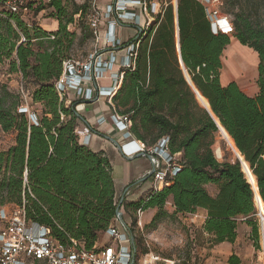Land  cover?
Masks as SVG:
<instances>
[{
    "label": "trees",
    "instance_id": "obj_1",
    "mask_svg": "<svg viewBox=\"0 0 264 264\" xmlns=\"http://www.w3.org/2000/svg\"><path fill=\"white\" fill-rule=\"evenodd\" d=\"M3 4L5 0H0ZM25 8L35 15L53 9L51 19L57 28L29 27L20 12L0 11V66L6 64L9 75H19L33 86L31 93L22 87L16 94L0 85V129L14 134V143L0 151V209L24 207L27 222L47 228L57 242L70 245L73 240L91 251L99 235L113 226L120 199L115 198L108 158L90 150L78 134L81 121L74 110L81 100L67 103V95L60 96L55 86L64 64L76 62L70 59L76 34L68 27L79 22L87 33L82 40L95 39L89 27L93 0L75 5L70 12L62 0L45 4L28 0ZM233 25L231 35L213 34L203 4L177 0L176 15L168 4L142 35L128 40L127 44L138 40L135 68L123 71L111 110L128 119L131 137L147 150L159 148L166 139V150L179 170L158 192L149 190L146 198L134 202L123 199L121 207L135 213L156 209L150 227L167 216L163 208L168 201L174 214L205 210L202 229L215 245L233 244L237 220L242 218L259 250L254 198L264 216V33L245 16H237ZM232 39L257 54L254 97L244 94L235 82L224 87L220 83L223 51ZM179 55L202 96L197 94L198 102L209 105L211 113L198 104ZM22 94L41 108L40 117L33 114L34 122L27 110L20 109ZM216 120L245 174L237 158L229 161V154L223 161L216 158ZM211 187L216 189L214 196ZM134 243L136 260L135 237ZM228 263L238 264V259L231 255Z\"/></svg>",
    "mask_w": 264,
    "mask_h": 264
},
{
    "label": "built area",
    "instance_id": "obj_2",
    "mask_svg": "<svg viewBox=\"0 0 264 264\" xmlns=\"http://www.w3.org/2000/svg\"><path fill=\"white\" fill-rule=\"evenodd\" d=\"M27 1L5 0V3L12 13H18L27 11L25 8ZM197 1L203 4L206 9L213 34L229 35L232 33V24L226 17H218L214 10L218 0ZM169 4L175 8L177 0H171ZM167 5L166 3L161 5L154 3L153 0H111L104 10H100L96 6V0H93L89 27L96 42L100 38L102 23L112 27L114 24L134 23L140 27L137 36H135L138 37L143 34L145 28L151 21H154L157 15L162 14ZM136 9L140 12L139 14L136 13ZM141 15L145 21L142 25L140 24ZM217 18H220L221 21L217 22ZM104 42L106 47L122 49L124 52L122 61L117 63V58L113 54L108 59H102L100 54L94 52L83 63H65L64 73L55 86L60 96L71 90L76 92L81 103L90 102L94 100V91L92 89L83 90V83L97 81L107 73L112 85L104 90L99 89L97 98L105 97L109 103L111 102V98L120 87L123 71H132L135 68L138 40L128 44L124 43L113 32H110L109 28L104 36ZM115 66L118 68L113 71ZM29 118L31 121H35L34 115H30ZM110 120L113 127L122 133L125 140H128L121 147L123 155L128 158L141 156L148 159L153 170L149 176L152 178L150 190L152 193L158 192L166 185L168 177H173L179 170L178 165L166 150L167 140L163 139L159 148L147 150L144 144L131 137L130 122L126 117L113 113ZM104 122V117L97 120L98 124ZM78 131L82 142L86 145L90 134L89 129L84 127ZM149 173L150 171L147 172V175ZM254 205L259 225L261 253L264 257V216L261 214L255 198ZM137 212L138 215L142 214L140 210ZM115 221L121 227L111 226L107 230L105 236L108 241L96 246L94 250L86 251L73 240L70 245H63L50 236L47 228L27 222L24 207L2 208L0 209V264H136L135 243L132 244L130 240L131 237L134 238L131 227L127 223L123 225L117 220Z\"/></svg>",
    "mask_w": 264,
    "mask_h": 264
},
{
    "label": "rangeland",
    "instance_id": "obj_3",
    "mask_svg": "<svg viewBox=\"0 0 264 264\" xmlns=\"http://www.w3.org/2000/svg\"><path fill=\"white\" fill-rule=\"evenodd\" d=\"M48 0H43V3H47ZM90 0H62V4L66 7L67 11H72L75 5H83L89 3ZM107 0H101L100 4L106 3ZM171 0H153L154 3L169 4ZM36 7V5L34 6ZM32 9H34L32 7ZM8 11V5L5 3L0 5V11ZM214 10L218 17H226L228 21L234 26V21L237 16L247 17L253 25L262 30L264 33V0H218ZM54 15L53 9H46L35 15L33 11H20V18L29 27L32 24L41 25V22L49 23ZM76 20L78 18H75ZM138 31L136 28H128L122 32V36L126 37L130 35L133 30ZM68 31L76 34V41L72 48L70 59L79 63L86 61V58L93 54L94 51H98L99 44L92 39L82 40L87 33L83 32L82 26L79 22L68 27ZM231 35V33L229 34ZM134 38V37H132ZM131 38V39H132ZM243 47V46H242ZM240 47L235 45L236 48L242 53L243 56H247L251 61L255 63L254 55L246 50V47ZM244 53V54H243ZM238 65V61L233 62ZM232 64V63H231ZM250 72L249 80L246 83L238 81L240 87L253 84L255 68ZM102 77V81H104ZM0 85H6L11 92L18 94L22 87L31 93L33 86L31 83L22 82L19 75H9L8 66H0ZM72 93V91H70ZM75 97L67 96V103L74 100ZM77 101V100H74ZM27 110L28 117L30 115L41 116V108L31 102L29 97L21 95L20 109ZM220 133L216 135V143L213 147L214 154L219 161H223L225 155L227 160L233 161L236 157L233 153L228 140L222 137ZM226 140V141H225ZM14 143L13 133H4L0 129V151L6 150ZM127 162L126 160H124ZM131 166H139L141 170L149 169L150 164L143 158H136L133 161H129ZM140 183L141 185L148 186L152 184V178H146ZM135 183H133V187ZM139 184V185H140ZM138 185V184H137ZM136 185V186H137ZM135 186V187H136ZM131 189V191H132ZM151 189V188H150ZM134 192L137 189L133 190ZM149 189L145 191L141 197L144 199L149 195ZM12 206L6 207L10 209ZM167 213V216L154 227H150L149 224L157 212L156 209L148 210L143 214L142 224L139 223L140 215L138 212H134L132 209L126 210L124 207L120 208L122 218L132 229V234L137 240L138 254L136 264H229L228 258L234 255L238 259V264H264V257L260 249L258 250L254 244L253 237L251 235L252 229L248 226L244 219L239 218L237 220V237L233 244L223 243L215 245L213 237L203 232V223L206 216L200 213V210H196L193 214H174L171 202H167L163 208ZM142 218V217H141ZM135 219V221H134ZM256 219V218H255ZM1 226V225H0ZM113 226L121 227L117 222H113ZM108 241L107 237L103 234L99 235L97 246L102 245ZM115 246V245H114ZM146 250L147 254H142L141 251Z\"/></svg>",
    "mask_w": 264,
    "mask_h": 264
},
{
    "label": "crops",
    "instance_id": "obj_4",
    "mask_svg": "<svg viewBox=\"0 0 264 264\" xmlns=\"http://www.w3.org/2000/svg\"><path fill=\"white\" fill-rule=\"evenodd\" d=\"M101 0H96V6L100 10H104L106 5L110 3L111 0H107L106 3L100 4ZM175 12V8H174ZM136 13L139 14L140 12L136 9ZM144 17L141 15L140 18V24L142 25L144 23ZM151 21L150 23H152ZM41 27L47 31H53L57 28L56 22L51 20L49 23L47 22H41ZM110 28V32H113L114 35L119 38L122 42L127 43L128 40H130L132 37H135L138 33L137 30H133L130 35H127L126 37L122 36V32L128 28H140L139 26L135 25L134 23H122V24H114L112 26H108L105 23H102L100 25V38L97 41V44H99L98 51H94L97 54L101 55L102 59H108L111 54H113L117 58V63H120L124 57V52L121 48L119 49H113L106 47L104 42V36L108 29ZM235 45H238L242 47L236 40L232 39L230 44L225 48L222 55V69L220 71V83L221 85L227 86L231 82H235L238 85L239 76L233 75L232 71L230 70V65L228 66V63H233L234 61H244L245 58H243V55L240 51H238L236 48H233ZM243 48V47H242ZM249 51L248 48H245ZM250 52L255 57V77L253 84H250L248 86H244L243 88L238 85V87L241 89V91L246 94L249 97H254L258 93V87L256 84V81L258 79V72H257V64H258V58L257 54L250 50ZM244 54V53H243ZM244 60H243V59ZM251 66V64L249 65ZM229 67V68H227ZM118 66H115L113 68V71H116ZM229 72V78L226 81H222V76L225 80V73ZM232 73V74H231ZM104 81L102 79H98L97 81H92L90 83H83L82 88L83 90L86 89H92L94 91V100L87 102V103H81L76 106L77 112L81 115V117L85 120V123H81L80 128H88L89 129V137L86 146L92 150L93 152H103L106 157L108 158L111 167H112V177H113V183H114V191H115V198L117 200L123 198L127 202H134L141 198V195L147 191L150 190L151 184L148 186H143L140 183L144 180L145 175L147 172L151 170L144 169L141 170L139 166H131L129 164V161H133L136 158H143L145 161H148L147 158L136 156L134 158H128L123 155V152L121 150V147L123 144H125L128 140H125L123 138V135L121 132L117 131L113 127V123L110 120L111 115H113V112L111 110V102L109 103L107 98L105 97H98L97 98V91L99 89H107L112 85V82L110 81L109 74L104 75ZM103 76V77H104ZM236 78V79H235ZM71 90L66 92V95L68 97H75L74 100H79V98L76 95L75 91ZM72 100V101H74ZM101 117L105 118V122L98 124L97 120ZM108 138L115 141V143H112L108 140ZM126 160L127 162H125ZM150 164V163H149ZM151 167V166H150ZM134 185L137 186L133 187L134 189H137L136 192H134L131 187ZM140 184V185H139ZM132 189V191H131ZM209 193L211 196H214L216 194V189L214 187H211L209 190ZM200 213L204 216H206V211L199 209ZM126 223V222H125Z\"/></svg>",
    "mask_w": 264,
    "mask_h": 264
},
{
    "label": "water",
    "instance_id": "obj_5",
    "mask_svg": "<svg viewBox=\"0 0 264 264\" xmlns=\"http://www.w3.org/2000/svg\"><path fill=\"white\" fill-rule=\"evenodd\" d=\"M175 15H176V7H175ZM176 43H177V51L179 52L178 34H177V33H176ZM179 64H180L181 68L183 69V71H184V75H185V77H186V80H187L188 84L191 86V88H192V90H193V92H194V94H195V96H196V100H197V102H198L197 94H199V93H198V91L194 88V86L192 85L189 76L187 75L186 71L184 70L183 65H182V61H181V59H180V55H179ZM199 95H200V94H199ZM200 96H201V95H200ZM201 97H202V96H201ZM198 104L200 105L201 108H203V109L206 110L207 112L211 113V112H210L209 105H208V108H206V107H204L202 104H200L199 102H198ZM74 115H75V116L81 121V123H85V120L81 117V115L77 112L76 109L74 110ZM216 123L218 124V121H217V120H216ZM218 127H219V133L222 135L221 130H222V131H224V130H223V128H222L219 124H218ZM222 137H223V136H222ZM223 138H224V137H223ZM108 140L111 141L112 143H115V141H113V140L110 139V138H108ZM225 141H226V140H225ZM233 145H234V144H233ZM234 147H235V146H234ZM235 149H236V148H235ZM232 151H233V150H232ZM236 151H237V150H236ZM233 153H234L235 157L238 159V161L240 162L241 167H242V172L245 174V172L243 171V166H242V161H241V159L239 158V156H238L234 151H233ZM237 153L239 154L238 151H237ZM239 155H240V154H239ZM242 159H243V158H242ZM243 161H244V160H243ZM244 162H245V161H244ZM152 173H153V170L151 169V170H150V173L147 175L146 178H149V176H150ZM245 177H246V176H245ZM249 184H250V183H249ZM122 202H123V198H121V199L118 201L117 206H116V211H115V213H116V220H117L119 223L125 225V222H124V220H123V218H122V213L120 212V207H121ZM130 240H131V243L134 244V238L131 237Z\"/></svg>",
    "mask_w": 264,
    "mask_h": 264
},
{
    "label": "bare ground",
    "instance_id": "obj_6",
    "mask_svg": "<svg viewBox=\"0 0 264 264\" xmlns=\"http://www.w3.org/2000/svg\"><path fill=\"white\" fill-rule=\"evenodd\" d=\"M220 21H221L220 18H217V22H220ZM243 58H245V60ZM243 58L242 59L244 61H238V63H237L238 65H235L234 63H232V64L228 63V66L230 65L229 67H230V70L232 71V73H234L233 75H236V76L240 75V77L238 79L242 83H246L249 80L250 72L253 70L252 67H254V65H253L254 62L251 61V59H249L247 56H243ZM250 64H251V66H249ZM229 67H227V68H229ZM229 75H230L229 72L225 73V80L222 76V81H226L230 77ZM228 143L230 144L231 148L233 149L231 143L229 141H228ZM125 150L127 151V148H125ZM233 151H234V149H233ZM143 214L144 213H142L140 215V219H141L139 221L140 224H142V221H143Z\"/></svg>",
    "mask_w": 264,
    "mask_h": 264
}]
</instances>
